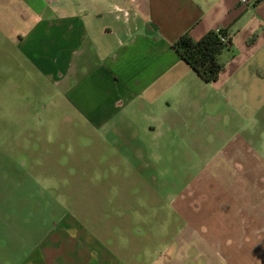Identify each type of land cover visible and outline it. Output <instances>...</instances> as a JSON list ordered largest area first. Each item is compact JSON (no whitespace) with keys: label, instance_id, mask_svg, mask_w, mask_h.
<instances>
[{"label":"crops","instance_id":"0c3cea01","mask_svg":"<svg viewBox=\"0 0 264 264\" xmlns=\"http://www.w3.org/2000/svg\"><path fill=\"white\" fill-rule=\"evenodd\" d=\"M219 29L231 40L223 66L262 58L264 75V0H0V264H128L126 245L118 251L91 215L99 202L79 194L87 187L71 197L68 176H86L87 161H116L142 176L141 163L159 158L169 131L192 143L175 129L210 126L208 91L196 88L202 80L173 43ZM64 185L61 216L40 220L36 192ZM194 253L175 238L161 264Z\"/></svg>","mask_w":264,"mask_h":264},{"label":"rangeland","instance_id":"374dc122","mask_svg":"<svg viewBox=\"0 0 264 264\" xmlns=\"http://www.w3.org/2000/svg\"><path fill=\"white\" fill-rule=\"evenodd\" d=\"M236 61L224 65L217 81L197 84L208 91L211 125L175 129L203 142L176 138L171 130L159 158L141 163L142 176L128 174L116 161L98 166L87 161L86 176H68L73 193L87 187L79 194L99 202L91 215L101 219V230L110 229L118 251L126 245L128 264H161V251L175 238L195 251L175 257L179 264H264V75L256 62ZM45 99L39 101L38 119L46 114ZM65 189L36 192L33 210L40 220L61 216ZM30 219H21L26 224L21 244L27 248Z\"/></svg>","mask_w":264,"mask_h":264},{"label":"trees","instance_id":"16d2710c","mask_svg":"<svg viewBox=\"0 0 264 264\" xmlns=\"http://www.w3.org/2000/svg\"><path fill=\"white\" fill-rule=\"evenodd\" d=\"M230 44L227 30L219 29L207 32L200 39L184 33L173 43V48L203 82L210 83L218 80L224 67L219 56Z\"/></svg>","mask_w":264,"mask_h":264},{"label":"built area","instance_id":"2783aa9c","mask_svg":"<svg viewBox=\"0 0 264 264\" xmlns=\"http://www.w3.org/2000/svg\"><path fill=\"white\" fill-rule=\"evenodd\" d=\"M251 1H252V0H239V2H241V3L245 4V5H249V4H251ZM225 40L228 41L229 39L226 37Z\"/></svg>","mask_w":264,"mask_h":264}]
</instances>
